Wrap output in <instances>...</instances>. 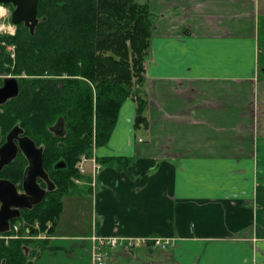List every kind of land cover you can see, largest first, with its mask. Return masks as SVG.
Listing matches in <instances>:
<instances>
[{"label":"crops","instance_id":"crops-1","mask_svg":"<svg viewBox=\"0 0 264 264\" xmlns=\"http://www.w3.org/2000/svg\"><path fill=\"white\" fill-rule=\"evenodd\" d=\"M147 4L149 128L127 100L97 154L131 163L102 168L90 226L60 224L32 264H92L94 234L171 241L107 264H264V0Z\"/></svg>","mask_w":264,"mask_h":264},{"label":"trees","instance_id":"trees-1","mask_svg":"<svg viewBox=\"0 0 264 264\" xmlns=\"http://www.w3.org/2000/svg\"><path fill=\"white\" fill-rule=\"evenodd\" d=\"M39 16L44 19L34 34L18 30L0 42L16 46V60L10 58L9 64L18 73L48 77L24 84L29 132L38 131L44 142L52 136V125L64 126L65 138L54 151L70 169L59 171L58 190L30 214L40 234H53L64 197L76 192L77 181H90L79 176V161L91 156L94 142L107 146L127 100L137 105L136 130L149 128L146 65L158 16L147 0H41ZM99 163L121 171L131 159L102 158ZM27 244L0 246V264H27Z\"/></svg>","mask_w":264,"mask_h":264},{"label":"flooded vegetation","instance_id":"flooded-vegetation-1","mask_svg":"<svg viewBox=\"0 0 264 264\" xmlns=\"http://www.w3.org/2000/svg\"><path fill=\"white\" fill-rule=\"evenodd\" d=\"M40 2L41 0H39L37 5V24L35 30L41 20L44 19L39 16ZM0 5H3L8 11V19L6 22L10 24L13 29V35H3L2 38L14 37L18 30L25 29L30 33V29L27 27L25 21L19 25L13 23V14L17 9L15 4L0 3ZM29 24H31V22ZM0 55H4V51L1 48ZM27 77L28 76H12L7 69H0V163L3 162L2 152L7 147H10L12 143L16 147V155L14 159L8 163L0 164V214L3 212V206L5 204L4 200L7 201L10 197L11 199L8 200V202L15 201L22 205H31L30 208L11 207L12 211L18 212H16L18 216L10 220L6 232H0V246L3 245L4 247H9L12 243L24 244L25 241L30 239L31 241L29 242L34 244L39 243V231L41 230V227L39 222L30 214L38 208L44 207L49 201L51 195L58 190L57 177L59 176V171L64 170L67 173L70 169V165L67 161L57 160V151H54L57 150L58 140L60 138H65L63 124L56 123L52 125L50 127V133L52 136L46 138L44 142L38 131L31 134L28 130L26 108L29 103L26 97L22 94L24 84L29 82L25 81ZM34 77H36V79L48 78ZM12 79H15L18 82V95L4 99L2 97V90ZM24 139H29L33 142L36 149L41 150L42 153V166L47 179L43 176L36 177L34 182L38 189L30 186L28 190H26V182L31 183L35 174L32 175L31 173V177L27 175L31 162L21 145V141ZM48 143L51 144L50 148L48 147ZM11 186L14 187L15 193H12ZM39 190L44 192V196H42L39 202L35 203V200L40 199V196H38ZM28 237L31 238L29 239Z\"/></svg>","mask_w":264,"mask_h":264},{"label":"rangeland","instance_id":"rangeland-1","mask_svg":"<svg viewBox=\"0 0 264 264\" xmlns=\"http://www.w3.org/2000/svg\"><path fill=\"white\" fill-rule=\"evenodd\" d=\"M3 24H4V21H3ZM5 24L10 25L7 22H5ZM10 29L13 31L12 27ZM3 35H8V34L4 33V30H0V38H2ZM261 37H262V42H263L262 44L264 48V35L262 34ZM0 48L4 51V55H0V69H7L9 71V74H11L12 76H28L25 81H33L36 79V77L34 76L29 77L30 75L26 73H18L16 69L13 68L14 64L13 63L9 64L10 58L12 61L16 60V46L14 44H9L8 42L1 41ZM262 63L264 65V55L262 57ZM141 133H142L141 136L143 134L145 135V133L143 132ZM99 148H102V147H97L96 143L94 142L91 156L81 158V160L79 161L77 165L79 176L84 177L85 179L90 178L89 176H93L95 166H99L102 170L103 167L99 163V159H102V157H99V155L97 154V151ZM82 164H83V173L80 170V167L82 166ZM100 173L101 171L99 172L98 176L100 175ZM90 183L91 181H88V183L87 181H83V180L77 181L75 183L77 185L76 192H73L72 194H68L67 196L64 197V215L62 214L63 216H61L59 220L58 227L60 226V224H62V228H64L65 231L69 232L72 230L71 233H74L81 228L85 231L87 230L86 227H88V225L90 226L88 220L90 217L91 206L93 207V200L96 195V191L93 193ZM89 188L92 191L91 197L90 195H88ZM74 226H76L75 228L77 229H74ZM58 227L53 234H50L47 232L40 234V238L38 241L43 242V241H47L48 239H50L52 236H54L57 233V231L59 230ZM94 237H99V235L94 234L89 238V240L92 243H93L92 240ZM115 237H119V236L103 237V238H115ZM28 238L30 239L31 237H28ZM126 238H129V237H126ZM29 241H31V239L25 241V243H28L27 246L25 245L26 255H27L26 263L32 264L36 260V257L40 251L36 248L37 244H34ZM94 246L95 245L93 244L92 255H93ZM106 250H111V249L106 248V247L103 248L105 257H106ZM106 263H107V257H106Z\"/></svg>","mask_w":264,"mask_h":264},{"label":"water","instance_id":"water-1","mask_svg":"<svg viewBox=\"0 0 264 264\" xmlns=\"http://www.w3.org/2000/svg\"><path fill=\"white\" fill-rule=\"evenodd\" d=\"M39 0H0V3L2 4H9L13 3L17 7L16 11L13 14V23L15 25H19L22 22H26L27 27L30 29V33L34 34L35 27L37 24L36 15H37V5ZM31 22V24H29ZM18 82L15 79H12L9 81V84L5 86V88L2 90V97L4 99L6 98H12L18 95ZM21 145L23 147V150L28 155L31 166L27 171V175L31 177L34 175L33 180L31 183L26 182V190L30 186L33 188H37L35 185V179L37 176H43L46 177V174L44 173L43 166H42V153L41 150L36 149L33 142H31L29 139H24L21 141ZM16 155V147L12 143L10 147H7L2 152V161L0 164L8 163L14 159ZM38 189V188H37ZM12 193H15L14 187L11 186ZM40 192V193H39ZM38 196H40V199L35 200L34 202L37 203L41 200L42 196H44V192L39 190ZM15 196V194H14ZM24 198V197H23ZM9 199L4 200V206H3V212L0 214V232L4 233L8 230V225L10 220L16 218L18 214H16L17 211H12L11 207H17V208H30L31 205H22L19 203H16L15 201L8 202ZM25 199V198H24ZM26 200V199H25ZM18 213V212H17Z\"/></svg>","mask_w":264,"mask_h":264},{"label":"built area","instance_id":"built-area-1","mask_svg":"<svg viewBox=\"0 0 264 264\" xmlns=\"http://www.w3.org/2000/svg\"><path fill=\"white\" fill-rule=\"evenodd\" d=\"M8 19V11L3 5H0V30H4V33L8 35H13V31L10 29V25H6L5 22ZM4 21V24H3ZM11 30V31H10ZM85 162V161H84ZM83 162V164H84ZM83 164L80 167L81 172L83 173ZM101 171L99 166L94 167L93 176L90 177V185L92 187L93 193L97 190V180L98 174ZM92 255V264H107L106 257L103 252V248H109L111 250L117 249H126L132 250L137 246H147L154 245L160 247H166L171 244L169 239H164L161 237H147V238H126V237H115V238H103V237H94Z\"/></svg>","mask_w":264,"mask_h":264}]
</instances>
